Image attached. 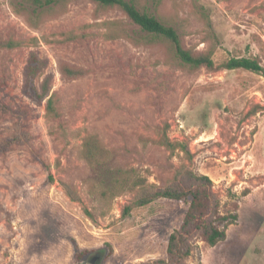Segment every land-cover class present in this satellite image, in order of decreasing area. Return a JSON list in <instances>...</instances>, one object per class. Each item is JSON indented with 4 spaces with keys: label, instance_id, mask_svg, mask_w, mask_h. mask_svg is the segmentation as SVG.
Listing matches in <instances>:
<instances>
[{
    "label": "rangeland",
    "instance_id": "1",
    "mask_svg": "<svg viewBox=\"0 0 264 264\" xmlns=\"http://www.w3.org/2000/svg\"><path fill=\"white\" fill-rule=\"evenodd\" d=\"M143 2L185 47L213 49L217 64L247 56L264 65V0H162L158 10ZM19 3L0 0V141L20 137L0 151V264H92L94 256V264H158L188 204L159 198L124 215L133 192L106 200L100 192L136 175L174 185L187 169L209 175L222 211L238 218L216 245L198 241L185 264H264V76L190 72L166 41L109 39L108 21L130 33L136 26L91 0H70L38 29L15 12ZM9 39L19 44H1ZM33 52L47 60L36 83L52 77L55 116L46 99L23 90ZM65 66L83 73L66 75ZM89 135L108 150L106 164L92 166L82 155Z\"/></svg>",
    "mask_w": 264,
    "mask_h": 264
},
{
    "label": "trees",
    "instance_id": "2",
    "mask_svg": "<svg viewBox=\"0 0 264 264\" xmlns=\"http://www.w3.org/2000/svg\"><path fill=\"white\" fill-rule=\"evenodd\" d=\"M70 0H21L15 4L14 10L18 15L24 16L28 25L38 29L50 16H58L67 11ZM99 9H119L136 26L130 33L126 24L119 20L108 21L106 25V37L109 39L126 37L135 45L154 44L166 41L174 61L182 68L190 72L201 68L209 70L218 69H244L264 76V65L257 57L233 56L222 63L217 64L214 59V50L208 49L202 52L193 51L184 46L179 31L172 25L164 22L161 17L153 14L146 8L143 0H91ZM162 0H153L158 10ZM202 15H204L202 13ZM205 16V15H204ZM3 46L13 48L18 41L9 39ZM47 60L41 59L38 54L32 53L24 72L23 90L25 94L36 101L46 99L47 112L51 116L57 115L56 100L52 89L50 75H45L37 84L38 76L45 74ZM63 73L69 76H77L83 73L82 69L63 67ZM20 140V137L12 135L0 141V151L7 149ZM163 142L175 149L168 137ZM187 155L192 156L188 145H180ZM82 155L92 166L106 164L110 155L96 135L85 138L82 146ZM214 183L207 174L193 169L181 171V178L174 185L159 186L142 175H136L129 182L115 184L100 192L103 200L114 199L124 192H133L134 196L129 204L125 205L123 214L128 215L134 207L147 205L159 198L183 200L188 204L183 222L179 228L173 230L169 236L167 256L158 259V264H185L196 251L198 241L214 246L226 237V229L236 222L237 213L222 211V201L213 190ZM69 194L75 198L72 190L67 186ZM237 206V204H236Z\"/></svg>",
    "mask_w": 264,
    "mask_h": 264
},
{
    "label": "water",
    "instance_id": "3",
    "mask_svg": "<svg viewBox=\"0 0 264 264\" xmlns=\"http://www.w3.org/2000/svg\"><path fill=\"white\" fill-rule=\"evenodd\" d=\"M97 259H98V256H94V257L90 260V262H91L92 264H94V263L97 262Z\"/></svg>",
    "mask_w": 264,
    "mask_h": 264
}]
</instances>
